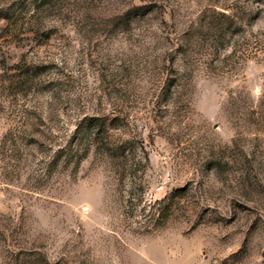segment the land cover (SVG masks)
I'll use <instances>...</instances> for the list:
<instances>
[{"label":"rangeland","instance_id":"obj_1","mask_svg":"<svg viewBox=\"0 0 264 264\" xmlns=\"http://www.w3.org/2000/svg\"><path fill=\"white\" fill-rule=\"evenodd\" d=\"M0 264H264V0H0Z\"/></svg>","mask_w":264,"mask_h":264}]
</instances>
